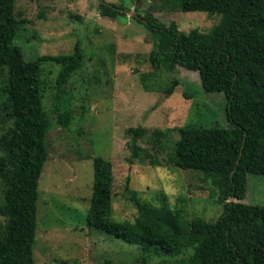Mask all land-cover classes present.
Segmentation results:
<instances>
[{"label": "trees", "instance_id": "trees-1", "mask_svg": "<svg viewBox=\"0 0 264 264\" xmlns=\"http://www.w3.org/2000/svg\"><path fill=\"white\" fill-rule=\"evenodd\" d=\"M172 12L218 15L207 33L179 30L158 22L151 13L135 19L154 36L149 60L155 70L174 72L177 66L198 72L207 94L226 98L228 125L189 124L180 130L170 164L195 170L220 189L223 211L216 222L203 217L184 218L181 209L154 207L138 201V192H126L139 207L134 221L113 217V164L93 160L94 182L87 225L129 245L139 246L148 258L170 257L173 264H264V205L244 204L247 175L264 176V0H152ZM16 0H0V264H35L39 180L48 161L47 136L55 127L73 130L66 86L83 68L78 41L71 54L39 56L27 61L15 41L27 23L15 14ZM101 15L125 17V8L101 3ZM139 12V11H137ZM60 65L52 123L43 105V65ZM180 85L173 79L165 89L170 97ZM188 97L193 95L186 94ZM132 157L144 161L138 145L142 128L131 129ZM191 250V254H187ZM69 264L68 262H62ZM110 264V263H108Z\"/></svg>", "mask_w": 264, "mask_h": 264}, {"label": "rangeland", "instance_id": "rangeland-1", "mask_svg": "<svg viewBox=\"0 0 264 264\" xmlns=\"http://www.w3.org/2000/svg\"><path fill=\"white\" fill-rule=\"evenodd\" d=\"M125 8V17L101 15V3ZM139 11V12H137ZM133 14L151 13L160 23L176 22L179 30L207 33L218 15L172 12L152 0H16L15 14L27 21L15 43L27 61L39 56L71 54L79 41L84 65L70 79L66 92L73 111V130L53 128L47 136L48 161L39 180L35 264H144L139 246L91 229L86 217L93 192L95 157L113 164V217L134 221L139 207L127 195L138 192L141 203L181 209L184 218L216 222L223 211L220 189L195 170L170 164L180 130L189 124L228 125L226 98L207 94L198 72L177 66L155 70L149 60L154 36ZM60 65H43V105L52 123ZM0 70V86L4 83ZM180 85L168 97L173 79ZM186 94L193 95L188 97ZM142 128L138 145L144 161L132 157L131 129ZM3 186L0 184V201ZM244 204L264 205V176L247 175ZM4 219L0 217V227ZM188 250L187 254H191ZM174 258H148L149 264H173Z\"/></svg>", "mask_w": 264, "mask_h": 264}, {"label": "water", "instance_id": "water-1", "mask_svg": "<svg viewBox=\"0 0 264 264\" xmlns=\"http://www.w3.org/2000/svg\"><path fill=\"white\" fill-rule=\"evenodd\" d=\"M129 14H131L132 16H134V17H136V18H139V19H141L137 14H133V13H131V12H129ZM141 20H143V19H141ZM143 22H145V23H147L146 21H144L143 20Z\"/></svg>", "mask_w": 264, "mask_h": 264}]
</instances>
